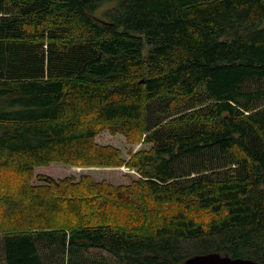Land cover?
I'll return each instance as SVG.
<instances>
[{"label": "trees", "instance_id": "trees-1", "mask_svg": "<svg viewBox=\"0 0 264 264\" xmlns=\"http://www.w3.org/2000/svg\"><path fill=\"white\" fill-rule=\"evenodd\" d=\"M2 171L1 264L264 263V0H0Z\"/></svg>", "mask_w": 264, "mask_h": 264}, {"label": "rangeland", "instance_id": "rangeland-1", "mask_svg": "<svg viewBox=\"0 0 264 264\" xmlns=\"http://www.w3.org/2000/svg\"><path fill=\"white\" fill-rule=\"evenodd\" d=\"M100 13V11H98ZM95 140L100 144H108L115 146L121 150L123 158L127 159L130 155L140 149H147L149 145L138 143H128L122 134H111L107 130H101L95 137ZM32 183L38 184L41 181L37 179L38 175H47L54 179H60L65 176L73 175L78 178L80 175H88L94 181L106 182L111 185H126L130 179L137 178L138 175L134 169H130L126 166L120 167H98V166H74L62 163L51 162L43 166H37L32 173ZM19 180V176L9 172H0L1 183L15 184ZM104 260L109 258L107 253L101 252ZM1 264V262H0Z\"/></svg>", "mask_w": 264, "mask_h": 264}, {"label": "water", "instance_id": "water-1", "mask_svg": "<svg viewBox=\"0 0 264 264\" xmlns=\"http://www.w3.org/2000/svg\"><path fill=\"white\" fill-rule=\"evenodd\" d=\"M183 264H264L249 258L230 257L216 252L195 254L185 259Z\"/></svg>", "mask_w": 264, "mask_h": 264}]
</instances>
